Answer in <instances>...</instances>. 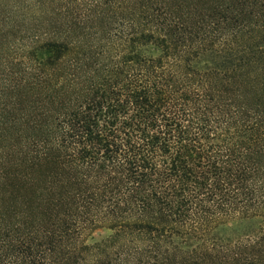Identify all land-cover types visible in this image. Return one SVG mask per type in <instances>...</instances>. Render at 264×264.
<instances>
[{
	"label": "trees",
	"instance_id": "trees-1",
	"mask_svg": "<svg viewBox=\"0 0 264 264\" xmlns=\"http://www.w3.org/2000/svg\"><path fill=\"white\" fill-rule=\"evenodd\" d=\"M0 264H264V0H0Z\"/></svg>",
	"mask_w": 264,
	"mask_h": 264
},
{
	"label": "rangeland",
	"instance_id": "rangeland-1",
	"mask_svg": "<svg viewBox=\"0 0 264 264\" xmlns=\"http://www.w3.org/2000/svg\"><path fill=\"white\" fill-rule=\"evenodd\" d=\"M111 234H112L111 231H108V230H105V229L99 230L93 235L92 239H90L88 241V243L92 244L94 242L102 241V240L108 238L109 236H111Z\"/></svg>",
	"mask_w": 264,
	"mask_h": 264
}]
</instances>
